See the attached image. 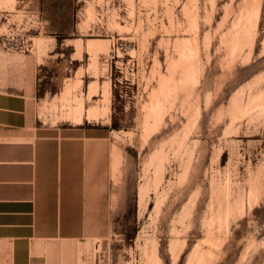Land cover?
I'll return each mask as SVG.
<instances>
[{
    "label": "rangeland",
    "instance_id": "rangeland-1",
    "mask_svg": "<svg viewBox=\"0 0 264 264\" xmlns=\"http://www.w3.org/2000/svg\"><path fill=\"white\" fill-rule=\"evenodd\" d=\"M71 9L57 35L43 0H0V36L27 48L0 62L34 75L39 120L77 124L83 99L82 122L109 129L115 210L97 264H264V0Z\"/></svg>",
    "mask_w": 264,
    "mask_h": 264
},
{
    "label": "crops",
    "instance_id": "crops-1",
    "mask_svg": "<svg viewBox=\"0 0 264 264\" xmlns=\"http://www.w3.org/2000/svg\"><path fill=\"white\" fill-rule=\"evenodd\" d=\"M19 74L0 62V264H97L115 210L109 129L39 120L35 77Z\"/></svg>",
    "mask_w": 264,
    "mask_h": 264
},
{
    "label": "trees",
    "instance_id": "trees-1",
    "mask_svg": "<svg viewBox=\"0 0 264 264\" xmlns=\"http://www.w3.org/2000/svg\"><path fill=\"white\" fill-rule=\"evenodd\" d=\"M73 0H43L45 17L51 20L52 32L66 35L71 29Z\"/></svg>",
    "mask_w": 264,
    "mask_h": 264
},
{
    "label": "bare ground",
    "instance_id": "bare-ground-1",
    "mask_svg": "<svg viewBox=\"0 0 264 264\" xmlns=\"http://www.w3.org/2000/svg\"><path fill=\"white\" fill-rule=\"evenodd\" d=\"M97 43L98 42H95L92 39H90L87 44H88V47H89L90 50H96V44ZM77 45H78V47H81V44L80 43H78ZM92 91H94V90H92ZM83 107H84V105H83V99H80L78 105L75 106L74 111L72 113V116H73L74 120L76 122H78V123H81L83 121V115H84V113L82 112L83 111ZM99 115H100V112L98 111V109H92V108L89 109V110H87V113H86V117L87 118H95V117H98ZM119 154H120V152H119ZM118 164L119 163H117V165Z\"/></svg>",
    "mask_w": 264,
    "mask_h": 264
},
{
    "label": "built area",
    "instance_id": "built-area-1",
    "mask_svg": "<svg viewBox=\"0 0 264 264\" xmlns=\"http://www.w3.org/2000/svg\"><path fill=\"white\" fill-rule=\"evenodd\" d=\"M0 47L8 48V49H16V50H25L26 48V41L25 40H19L15 37H1L0 36ZM129 144L131 146H135V143L133 141H129Z\"/></svg>",
    "mask_w": 264,
    "mask_h": 264
}]
</instances>
